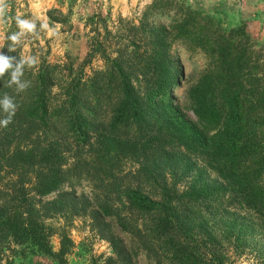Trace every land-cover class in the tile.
<instances>
[{"label": "trees", "instance_id": "obj_1", "mask_svg": "<svg viewBox=\"0 0 264 264\" xmlns=\"http://www.w3.org/2000/svg\"><path fill=\"white\" fill-rule=\"evenodd\" d=\"M153 9L115 57L99 39L78 65L31 64L10 39L2 48L0 264L12 245L63 261L70 240L57 229L53 252L56 218L91 216L112 248L104 264H136L140 251L154 264H233L264 236V58L245 25L213 29L178 10L176 35L198 29L212 56L187 92L193 121L174 92L185 68ZM85 183L92 195H77Z\"/></svg>", "mask_w": 264, "mask_h": 264}, {"label": "rangeland", "instance_id": "obj_2", "mask_svg": "<svg viewBox=\"0 0 264 264\" xmlns=\"http://www.w3.org/2000/svg\"><path fill=\"white\" fill-rule=\"evenodd\" d=\"M152 7L155 13L149 22L167 27L171 56L179 58L185 68L183 79L174 92L185 116L193 121H197V117L187 108V92L205 69L206 58L212 56L208 42L198 29L187 36L176 35L174 19L180 17L176 15L178 10L199 13L213 29L229 30L245 25L252 37L254 58H264V0H0V53L10 39L15 55L31 64L47 58L51 63L78 65L87 57L90 42L99 39L112 44L108 50L114 51L115 57L128 40L131 26L139 25L145 12ZM107 30L111 31L110 36ZM103 64L102 60H95L87 68L88 73L91 68H100ZM75 189L79 196L93 193V186L88 183ZM49 223L57 231L50 240L53 252H60L62 244L57 229L65 228L69 237L63 261L27 245H12L4 254L3 264H104L112 254L110 243L94 228L89 215L70 221L56 218ZM255 237L243 252L233 253V264H264V236ZM136 264L154 263L140 251Z\"/></svg>", "mask_w": 264, "mask_h": 264}]
</instances>
